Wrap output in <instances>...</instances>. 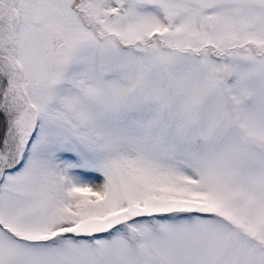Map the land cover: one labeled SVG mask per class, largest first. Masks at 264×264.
Instances as JSON below:
<instances>
[{"label": "snow or ice", "instance_id": "obj_1", "mask_svg": "<svg viewBox=\"0 0 264 264\" xmlns=\"http://www.w3.org/2000/svg\"><path fill=\"white\" fill-rule=\"evenodd\" d=\"M0 264H264V0H0Z\"/></svg>", "mask_w": 264, "mask_h": 264}]
</instances>
